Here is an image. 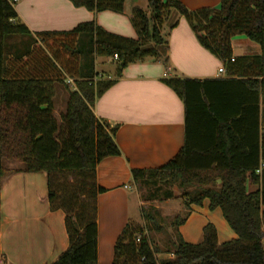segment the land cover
<instances>
[{
	"label": "trees",
	"instance_id": "trees-1",
	"mask_svg": "<svg viewBox=\"0 0 264 264\" xmlns=\"http://www.w3.org/2000/svg\"><path fill=\"white\" fill-rule=\"evenodd\" d=\"M69 1L93 12L124 10V0ZM14 2L0 0V165L16 160L23 164L22 171L46 173L50 208L64 212L69 241L53 264H98L95 201L104 188L95 183V168L120 150L114 140L118 125L110 126L93 112L96 97L113 82L91 79L95 57L116 55L117 76L130 63L161 58L167 48L160 30L165 14H172L170 29L183 16L226 74L238 79H166L183 101L184 144L159 167L131 169L132 180L135 186L177 183L190 188L184 193L186 215L175 219L176 228L185 222L191 205L201 206L207 199L209 210L220 209L235 237L218 243L212 223L202 228L199 243L184 241L176 231L168 252L172 257L159 259V249L127 223L115 242L111 264H264V168L257 171L264 159V130L258 118L264 95V0H220L218 9L196 10L180 0H148L151 17L137 6L131 11L136 38L108 32L93 21L66 31L37 32L32 38L16 20ZM235 35L258 44L259 55L233 57L230 39ZM10 36L28 37L12 55L6 54ZM85 42L91 58L83 64ZM234 82L240 83L237 107L224 102ZM56 84L68 90L60 123L53 114ZM63 172L88 176L89 181L61 188L58 175ZM250 184L255 188L249 189ZM82 194L93 206L79 200Z\"/></svg>",
	"mask_w": 264,
	"mask_h": 264
},
{
	"label": "crops",
	"instance_id": "crops-1",
	"mask_svg": "<svg viewBox=\"0 0 264 264\" xmlns=\"http://www.w3.org/2000/svg\"><path fill=\"white\" fill-rule=\"evenodd\" d=\"M139 1L124 0L122 13L110 10L88 11L84 7L74 6L69 0H15L14 9L16 20L29 29L32 38H35L37 32L66 31L88 21H93L108 32L136 38L130 17L132 8L138 6ZM180 1L189 10L220 7V0ZM237 36L243 35H235L230 39L233 57L259 55V46L251 45L246 39ZM26 38L28 37L17 36L15 42L21 44ZM168 40L169 48H166L161 58L130 63L121 69L119 76L113 67L109 73L100 77V80L113 82L96 97L93 112L96 118L110 126L118 125L114 140L120 155L102 159L95 168V183L104 188L103 192L97 194L95 201L98 264H111L119 234L136 216L132 214V200L134 199L136 207L140 201L135 192L131 169L159 167L168 162L184 144L183 101L165 80L238 79L236 74L218 72V68L224 65L199 43L183 16L170 29ZM234 45L251 47L248 51L237 54ZM9 47L13 52L8 55L18 49L14 42ZM106 62L110 60L107 59ZM229 84L232 87L224 102L237 107L240 94L237 85L240 83ZM239 86L243 90L244 87ZM59 97L64 100V106L57 103ZM263 97L261 94L258 113L260 131L264 130ZM67 99L68 90L56 84L53 114L58 122L60 112L65 111ZM263 160L260 159L259 165ZM16 162L19 167H14L15 163L11 162L7 166L3 162L0 165V264H53L69 246L65 214L60 209L50 208L46 173L22 171L23 164ZM215 186L219 187L220 182L217 181ZM253 188L255 185L250 184L249 189ZM208 205L209 201L205 199L201 206H190L191 212L177 228L184 241H202L205 223L200 224L196 240L191 241L184 237L182 226L196 213L211 211ZM217 209L220 211L219 208L214 210ZM221 218L218 223L225 228L223 232L226 239L234 238L235 234L224 218ZM216 232L218 238L217 227ZM198 239L201 240L197 242Z\"/></svg>",
	"mask_w": 264,
	"mask_h": 264
},
{
	"label": "rangeland",
	"instance_id": "rangeland-1",
	"mask_svg": "<svg viewBox=\"0 0 264 264\" xmlns=\"http://www.w3.org/2000/svg\"><path fill=\"white\" fill-rule=\"evenodd\" d=\"M147 2L148 0H140L137 7L141 8L148 17H151L152 13ZM171 19H173L172 14H165V16L162 17L160 23V25L162 26H160V30L166 40L167 49L169 48L168 38L170 32V26L168 25L171 23ZM239 37L246 39V41H248L251 45H255L258 47V44L252 42L251 40L243 36H237V38ZM16 38L17 36H10L6 39V43L8 45H11L14 42V44L18 46V48L22 47L19 42H15L17 40ZM249 47L251 46L245 47L234 45V50L235 53L242 54L245 51H248ZM89 48L90 46H88L86 42L81 45L80 57L83 64L87 63V58H91V55H88ZM9 52H13V50H11V47L6 49V54H9ZM107 59L110 60V62H106ZM107 59L106 57L101 56L95 57L94 77L91 78L95 82L100 79L101 75L104 76L105 73H109V71L116 66V58L112 57ZM61 86L63 87V89H66L63 85ZM70 86L73 87V85L69 84V89ZM63 102L64 100L62 99V97H59L57 103L64 106ZM61 114L62 113L60 112V115ZM10 162L15 163L14 167H19V164L16 162V160L3 161L5 166H7ZM58 177L60 178V186L62 185L61 188H65L68 186V184L71 183L76 184V182H78L79 180H84L85 182L89 181L88 176L82 177L80 175L72 174L69 172H63V174H59ZM187 189L188 188L181 187L177 183H174L172 185L159 183L157 185L145 184L142 186H135V192L137 193L140 202L138 207H136V205L134 204V199L132 200L131 210L132 214H136V216L131 220V224L132 226L139 229L144 235H146L150 239L151 243L156 246L157 249H159L160 253L157 255L159 259L170 258V254L168 252L172 251V241L177 238V228L174 221L176 218H183L187 212L184 206V193ZM168 191L171 192L172 196L166 198L165 193ZM83 195L84 194L79 196V200L86 202L88 198L84 199ZM87 202L89 203L90 207L92 204L90 205L89 200ZM221 217L222 214L218 209L216 211L213 209L205 214H203L202 212L196 213L182 226L184 237L190 241L196 240L195 236L196 233H198L200 224L205 223L206 225L207 223H212L215 228L217 227L218 230L217 241L220 243L227 241L226 235L223 232V229L225 228H223L218 223L220 222L219 219H222ZM228 227L226 229H228ZM178 235L182 234L179 233ZM200 240L201 239H198L197 242H199Z\"/></svg>",
	"mask_w": 264,
	"mask_h": 264
},
{
	"label": "built area",
	"instance_id": "built-area-1",
	"mask_svg": "<svg viewBox=\"0 0 264 264\" xmlns=\"http://www.w3.org/2000/svg\"><path fill=\"white\" fill-rule=\"evenodd\" d=\"M113 57L116 58V55H114ZM218 72H219V73H223V72H225L224 67H219V68H218ZM67 82H68V83H72V79H71V78H68V79H67ZM262 168H264V160L260 163V165H259V169H258L257 171L260 172ZM138 240H139V238H136V241H138Z\"/></svg>",
	"mask_w": 264,
	"mask_h": 264
}]
</instances>
